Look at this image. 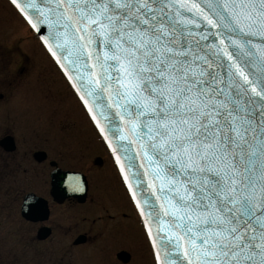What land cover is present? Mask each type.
<instances>
[{"label":"snow or ice","instance_id":"snow-or-ice-1","mask_svg":"<svg viewBox=\"0 0 264 264\" xmlns=\"http://www.w3.org/2000/svg\"><path fill=\"white\" fill-rule=\"evenodd\" d=\"M10 3L110 150L152 264H264V0Z\"/></svg>","mask_w":264,"mask_h":264},{"label":"rangeland","instance_id":"rangeland-1","mask_svg":"<svg viewBox=\"0 0 264 264\" xmlns=\"http://www.w3.org/2000/svg\"><path fill=\"white\" fill-rule=\"evenodd\" d=\"M9 5L7 0H0V65L2 69L8 66L6 74L0 77V96H5L0 101V138L5 134L16 138L18 151L12 158L22 168L11 183L14 188L10 187L12 185L5 175L0 181V264H38L41 261L43 264H71L75 253L71 247L73 239L62 229L63 222V228L69 229V222L60 217H75L88 209L89 213L95 209L98 216L106 214L107 217L109 214L115 217L114 220L129 224L130 238L135 240L130 250L133 256L130 264H152L144 234L142 236L141 229L134 222L133 217H137V213L129 206L104 146L41 44L34 39L35 35ZM21 59H24L23 66ZM22 67L25 74L20 72ZM11 74L14 75L13 87L6 79L8 76L12 80ZM38 150L46 151L51 159L60 160L64 169L85 171L88 167L93 183L90 196L93 201L90 200L87 206L77 207L68 203L53 206L52 220H62L59 222L61 228L45 243L38 242L36 238L40 225L28 224L20 214L26 194L39 193L46 197L49 194L48 181L45 188L38 185V181H29V178L37 176L35 173L24 174L25 170L40 165L32 158ZM99 157L106 160L103 169L93 166ZM81 161L85 162L84 166ZM97 199L106 201V211H100ZM112 241L108 243L106 263L119 264L115 252L124 244Z\"/></svg>","mask_w":264,"mask_h":264},{"label":"flooded vegetation","instance_id":"flooded-vegetation-1","mask_svg":"<svg viewBox=\"0 0 264 264\" xmlns=\"http://www.w3.org/2000/svg\"><path fill=\"white\" fill-rule=\"evenodd\" d=\"M23 62H24V59H21L20 64L22 65ZM51 64L56 69V67L54 66V64L52 62H51ZM5 67H6V69H2L1 65H0V77L2 75L4 76V74H6L5 71H8V66H5ZM56 71L58 72L57 69H56ZM20 72H22V74H25L24 67H22ZM58 74L61 76V74L59 72H58ZM11 76H12V80H10L8 76H6V79H7V83H9V86L13 87L14 86V75L11 74ZM61 78H62V76H61ZM4 99H5V96L1 95L0 101H3ZM7 138H12L14 140L16 150L12 153L7 152L5 150V148L3 146H1V142ZM17 151H18V142L13 135L5 134L0 138V181H2L4 179V177H2V175L3 176L5 175L7 178V182L9 181V183L11 184L13 179L15 180V177H16L15 174H17L18 172L19 173L21 172V168H22V166H20L21 164H17V161L15 163L14 158H12L13 156H15L14 154H16ZM38 152L45 153L47 156L46 160L41 162V163H38L40 165L30 168L29 171L28 170L24 171V174L35 173L37 175V176L31 178V180L29 178V181H32V180L38 181V185L44 186L45 188H47L46 185H47V181H48V184L50 187L48 197L43 196L39 193H38V195L35 193H28V194H34L35 196L42 198L49 203L50 217H48V220L45 222L35 224V225H40V228L38 229V231L42 228L50 229L52 232L51 236L48 238V239H50V238H53V236L58 231V229L61 228L59 222H61L62 220L69 222V229L63 228L64 222L63 223L61 222V223H62V229L65 232V234L69 233L73 239V241L71 243L72 244L71 247L73 248L75 253L72 256V263L71 264H109L108 262L106 263V256H107L106 252L108 250V243H111L109 241H112V240H113L112 242L114 244H116L118 241H120V243L122 242L124 244V245L121 244L122 246H124L123 248H121L120 250L115 252V258L118 261V263L119 264H130L132 262V258H133L132 254L130 253V250L134 247L133 242H135V240L133 238H130V235H131L130 225L125 224L123 220L122 221L114 220L115 217H111L109 214H107V217H106V214L98 216V214H95V209L92 210L90 213H89L90 209H88V211L84 210V212L81 214L77 213V215L75 217H60L62 220L59 221V219H58L59 222H55L52 220V218H53V217H51L52 208L55 205L64 206L65 204L68 203V204H74L77 207H85V206H87V203L90 200L93 201L90 198L91 192L93 189V183L90 179L89 172L87 171L88 167L85 171L84 170L79 171V170H75V169H72V170L64 169L62 167L63 164L60 160L58 161V160L51 159L49 154L44 150H38V151H35L33 153L32 158H33V161L35 163H37V161L35 160L34 155ZM109 159H110L112 166L114 168V164H113L110 157H109ZM99 161H100V164H98ZM14 163H15V165H14ZM80 163H82V166H84L85 162L81 161ZM44 164H47V165H44ZM105 164H106V160L104 158H100V157L96 158L93 162V166L95 168H99V169H103L105 167ZM53 165H55V167ZM57 169H59L63 172L80 173V174L85 176L87 183H88V192H87V198H86V201L84 204L78 203L77 199H69V200H66V201L61 202V203L55 202V200L52 196V185H51L52 178H51V176H52V173ZM90 169H92V171H93L92 167ZM114 170H115V168H114ZM12 174H14V176ZM25 179L28 180V178H25ZM11 185L12 186H10V187H13V184H11ZM11 190L14 191V189H11ZM9 191H10V189H8L7 192L10 193ZM97 200H98V202H100V208H101L100 211H102L103 209H105L106 203H104V202H106V201L103 202L100 199H97ZM103 203H104V205H103ZM105 211H106V209H105ZM136 216L137 217H133L134 222L135 221L137 222V227H139L141 229V234L143 236L141 221H140L138 215H136ZM126 218L128 219V217H123L124 220H126ZM38 231H37V233H38ZM110 238L112 240H109ZM48 239L45 240L44 243L47 242ZM120 243H117V244H120ZM122 254H126L128 256L127 259L120 258V255H122ZM39 261H40V259H39ZM38 264H43V262L42 261L38 262Z\"/></svg>","mask_w":264,"mask_h":264},{"label":"water","instance_id":"water-1","mask_svg":"<svg viewBox=\"0 0 264 264\" xmlns=\"http://www.w3.org/2000/svg\"><path fill=\"white\" fill-rule=\"evenodd\" d=\"M1 146L9 153L16 150L14 140L12 138L4 139L1 142ZM45 153H37L34 155L35 160L41 163L46 160ZM100 164V161L98 162ZM55 167V165H53ZM52 196L55 202H64L67 199H77L79 203H84L87 198L88 185L84 176L76 173L63 172L59 169L52 173ZM78 180L82 190H76L73 187L74 181ZM39 207L41 209L40 217H37L35 209ZM22 218L30 223H42L48 220L50 217V210L48 202L42 198H38L33 194L25 196L21 207ZM51 230L43 228L38 233V240L44 241L51 236ZM126 254L120 255V258L127 259Z\"/></svg>","mask_w":264,"mask_h":264}]
</instances>
